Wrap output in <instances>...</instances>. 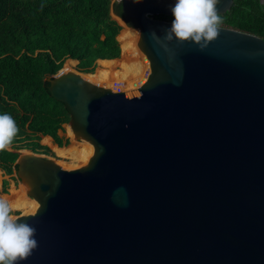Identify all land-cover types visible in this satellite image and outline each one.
I'll return each instance as SVG.
<instances>
[{
  "label": "water",
  "instance_id": "water-1",
  "mask_svg": "<svg viewBox=\"0 0 264 264\" xmlns=\"http://www.w3.org/2000/svg\"><path fill=\"white\" fill-rule=\"evenodd\" d=\"M116 2L149 74L125 92L68 71L45 79L92 154L73 170L17 157L37 203L17 223L38 242L17 264H264V40L219 27L200 51L166 42L171 22L153 18L175 0Z\"/></svg>",
  "mask_w": 264,
  "mask_h": 264
},
{
  "label": "trees",
  "instance_id": "trees-1",
  "mask_svg": "<svg viewBox=\"0 0 264 264\" xmlns=\"http://www.w3.org/2000/svg\"><path fill=\"white\" fill-rule=\"evenodd\" d=\"M120 5L110 0H0V114H10L19 132L8 149L0 151V171L12 176L19 151L54 157L40 143L49 137L59 148L69 115L54 100L46 78L61 70L66 60L76 61L81 73H92L99 60H116L121 49ZM167 21L173 17L157 16ZM219 27L264 40V5L259 0H234L221 15ZM7 182L1 181L5 193Z\"/></svg>",
  "mask_w": 264,
  "mask_h": 264
},
{
  "label": "clouds",
  "instance_id": "clouds-1",
  "mask_svg": "<svg viewBox=\"0 0 264 264\" xmlns=\"http://www.w3.org/2000/svg\"><path fill=\"white\" fill-rule=\"evenodd\" d=\"M218 0H175L169 10L173 17L164 30V40L173 39L180 44L191 42L203 51L219 34L221 15L217 12ZM18 126L10 114H0V151L12 144ZM12 208L0 199V264H17L31 256L38 242L36 229L27 223H17Z\"/></svg>",
  "mask_w": 264,
  "mask_h": 264
},
{
  "label": "rangeland",
  "instance_id": "rangeland-1",
  "mask_svg": "<svg viewBox=\"0 0 264 264\" xmlns=\"http://www.w3.org/2000/svg\"><path fill=\"white\" fill-rule=\"evenodd\" d=\"M110 1L112 4H114L116 2V0H110ZM111 17L120 26V31H119L118 36L120 35V33L123 30H124L123 32H125V30L126 31L129 30V31H133V32L137 31L136 29L129 27L124 21H122L120 18L116 17L115 15L111 14ZM118 36H117V38H118ZM128 37H131V38H128ZM128 37H127L128 39L126 41H130V44H131L130 47L131 48H129L128 51H126L125 53H123L121 50L120 57L118 59H116V61L114 63H112L111 65H109L107 67L102 66V64L100 62H96L94 64L92 73H96V72L99 73L101 71L100 73L103 74V72H107V74L110 78V81H109L110 83L108 82L105 84H99V85L96 84V85L103 87V88H107L112 92H125V91H130V90H134V89L139 88L146 81V78L149 74V63H148L146 57L144 56V54L140 50V47L138 44V38L136 41H134L133 34H132V36H128ZM66 62H67V60L64 63H66ZM131 64L136 65L137 68H139L140 75L138 73L137 76L133 77L130 74H128V75L124 74L126 72V67L129 65L131 66ZM63 66H64V64H63ZM63 66L61 69H63ZM69 68H70V70H67L68 72H73V73L79 74V75L83 74L82 77H84L85 74H88V73H81V72L77 71L76 61H74L69 66ZM61 135L68 139V144L63 148H67L72 143V141H75L82 148L81 154L78 156L76 161H70V160L62 159V158H59L58 156L49 157V158H53L55 163L57 165H59L64 170H73V169H77V168L85 166L87 164L91 154H92V146L87 141L76 139L73 136L71 129L68 126V123L63 125V130L61 132ZM47 141H49V139H43V143H46ZM89 150H91L90 153H89ZM22 152L23 151H19V155ZM26 153H29V151H26ZM0 174H1V181L5 180L7 182L6 187H5V193L2 192L1 187H0V199L6 200V201L15 200L16 196H13L10 193L11 190H14L15 192H17L16 194L18 195V197L23 196L24 201L26 200V201L35 202L32 199H30L29 197H27V195L25 194L26 187L21 183V180L16 176L15 171L13 172L12 176H10V177H4V175L2 174L1 171H0ZM1 181H0V184H1ZM36 205H37V203H36ZM34 211L35 210L29 209V208H27L25 210H23V209L19 210V209H13L12 208V215H14L15 217L25 216V215L33 214Z\"/></svg>",
  "mask_w": 264,
  "mask_h": 264
},
{
  "label": "bare ground",
  "instance_id": "bare-ground-1",
  "mask_svg": "<svg viewBox=\"0 0 264 264\" xmlns=\"http://www.w3.org/2000/svg\"><path fill=\"white\" fill-rule=\"evenodd\" d=\"M123 31L120 33V35L118 36L117 39H118V41L120 43V48H121L122 52L125 53L126 51H128L129 48H131L130 47V45H131L130 44V41H126L128 38H131V37H128V36H132V34H133L134 41H136L137 38H138V30L135 31V32L129 31V30H127V31L125 30V32H123ZM115 61L116 60H99L98 62H100L102 64V66H104V67L106 66L107 67V66L111 65L112 63H114ZM73 62L74 61H72V60H67V62L64 63V66H63V69H61V72L64 73V72H67V70H70L69 66ZM135 66L136 65H132V64H131V66L130 65L127 66L126 67V72L124 74L125 75L130 74L133 77L137 76L138 73H139V68H137V66L136 67ZM100 72L99 73L98 72L91 73V74L88 73V74H85V76L82 77V78L85 79V80H87L88 82H91L93 84H98V85L99 84L108 83L110 81V78H109L107 72H103V74L100 73ZM139 75H140V73H139ZM81 152H82V148L75 141H72V143L67 148L57 149V156L59 158H62V159H66V160H70V161H76L77 158H78V156L81 154ZM90 152H91V150H89V153ZM0 181H1V174H0ZM10 193L13 196H16V199L15 200H13V201H7L11 208H13V209H19V210L20 209L25 210L27 208L32 209V210H35L36 209L37 205H36L35 202L26 201V200L24 201L23 200V196L18 197V195L16 194L17 192H15L14 190H11Z\"/></svg>",
  "mask_w": 264,
  "mask_h": 264
},
{
  "label": "crops",
  "instance_id": "crops-1",
  "mask_svg": "<svg viewBox=\"0 0 264 264\" xmlns=\"http://www.w3.org/2000/svg\"><path fill=\"white\" fill-rule=\"evenodd\" d=\"M261 4H263V3H261ZM59 135L62 136L61 131L59 132ZM43 139H49V141H47L46 143H43ZM40 143L42 145H45L46 147H48L51 150V152L53 153L54 157L57 156V149H64L63 147L59 148L56 145H54L52 143V140L49 137H42ZM48 157H51V156H48ZM4 177H9V176H4ZM0 187H1V184H0Z\"/></svg>",
  "mask_w": 264,
  "mask_h": 264
},
{
  "label": "flooded vegetation",
  "instance_id": "flooded-vegetation-1",
  "mask_svg": "<svg viewBox=\"0 0 264 264\" xmlns=\"http://www.w3.org/2000/svg\"><path fill=\"white\" fill-rule=\"evenodd\" d=\"M261 1H262L263 5H264V0H261ZM259 2H260V1H259ZM165 17H171V16H165ZM153 18L156 19V20H162V21H166V22H172V21L164 20V19L159 18V17H157V16H154Z\"/></svg>",
  "mask_w": 264,
  "mask_h": 264
}]
</instances>
